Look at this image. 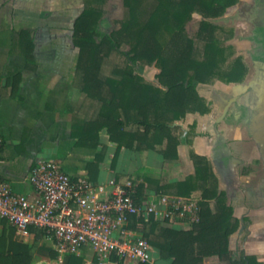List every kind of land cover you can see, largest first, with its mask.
Masks as SVG:
<instances>
[{
  "label": "trees",
  "instance_id": "1",
  "mask_svg": "<svg viewBox=\"0 0 264 264\" xmlns=\"http://www.w3.org/2000/svg\"><path fill=\"white\" fill-rule=\"evenodd\" d=\"M103 1L83 0L84 8L72 26V45L78 53L73 84L85 98L73 118L70 136L79 147L97 148L100 134L105 133L116 145L112 165L122 148L140 159L154 153L163 162H175L184 139L198 136L195 121L184 126L186 116L210 111L209 103L197 92L198 85L240 84L247 76L246 64L226 44L234 35L233 28L214 22L238 0H123L126 15L113 29L101 24ZM193 15L200 20L191 37L186 25ZM32 34L26 27L13 33L10 53L24 57L25 66L0 79L2 98L9 88V96L15 98L21 81L36 69ZM123 45L126 50L121 49ZM140 65L159 69L155 76L159 87L143 79L137 71ZM104 154L97 155L88 169L103 160ZM190 158L194 174L182 181L117 174L115 182L134 185L138 200L147 193L188 198L199 191V221L189 229H174L153 215L132 216L128 229L141 234L159 263L263 264L255 256L229 248L230 236L239 228L233 207L211 162L193 153ZM42 238L35 233L34 243L24 244L15 240L11 227H4L0 264H31L37 250L55 259L56 252L39 246ZM213 256L216 262H205ZM63 264H83V257H64ZM91 264H97L96 257ZM108 264L122 263L113 255Z\"/></svg>",
  "mask_w": 264,
  "mask_h": 264
},
{
  "label": "crops",
  "instance_id": "2",
  "mask_svg": "<svg viewBox=\"0 0 264 264\" xmlns=\"http://www.w3.org/2000/svg\"><path fill=\"white\" fill-rule=\"evenodd\" d=\"M58 7H64V11L58 12ZM82 10L81 0H0V79L25 66L24 57L10 53L13 33L20 28L33 30L36 66L21 81L15 98L9 96L10 88L5 98L0 95V134L5 140L0 176L15 192L30 194L27 177L31 168L39 160H53L68 175L87 178L94 184L115 181L117 174L166 177L173 183L194 174L190 158L193 153L211 162L239 221V228L230 236L229 248L233 252L242 250L264 264V0H238L224 14L222 24L234 31L226 44L243 57L248 73L240 84L217 81L198 85L197 92L209 102L210 111L203 116H186L184 126L195 121L198 136L184 139L177 147L175 162H163L154 153L140 159L122 148L117 163L112 165L116 145L105 133L100 134L101 145L97 148L79 147L70 136L73 118L85 98L73 84L78 53L69 45L65 48L66 58H61L51 54L49 45L54 31L60 33L58 22L72 23ZM102 151L103 160L88 169ZM200 196L201 192L195 191L190 197L200 200ZM143 199L157 202L159 196L147 193ZM163 223L174 229L190 228L179 222ZM4 224L7 226L0 222V235ZM34 237L21 243L32 245ZM39 246L53 250L45 238ZM82 257L83 264H91L89 252ZM153 257L158 261L155 250ZM216 261L215 256L205 259L208 263Z\"/></svg>",
  "mask_w": 264,
  "mask_h": 264
},
{
  "label": "built area",
  "instance_id": "3",
  "mask_svg": "<svg viewBox=\"0 0 264 264\" xmlns=\"http://www.w3.org/2000/svg\"><path fill=\"white\" fill-rule=\"evenodd\" d=\"M4 144L0 134V154ZM27 181L32 192L23 194L0 176V222L20 242L42 235L59 261L89 252L97 264H108L113 255L122 264H156L154 249L128 229L130 217L153 215L157 221L188 226L199 221V200L160 195L157 202L138 200L134 185L74 178L53 160L37 161Z\"/></svg>",
  "mask_w": 264,
  "mask_h": 264
},
{
  "label": "rangeland",
  "instance_id": "4",
  "mask_svg": "<svg viewBox=\"0 0 264 264\" xmlns=\"http://www.w3.org/2000/svg\"><path fill=\"white\" fill-rule=\"evenodd\" d=\"M76 1L79 2L80 0H76ZM61 6H64V5H61ZM81 6L84 8L83 0H81ZM63 8L64 7H58V12L62 13V11H64ZM100 8L102 11L101 24L106 29H113V28L117 27L118 23L126 15V9H125V6L123 4V0H104L102 3H100ZM60 9H61V11H60ZM68 9L69 8L67 7L65 9V11L66 10L68 11ZM68 14H70V13H68ZM222 18L223 17L215 19L214 22H216L219 25H224L221 22ZM199 20H200V17L198 15H193L192 20L186 25L187 35H189L191 37L194 36V34L197 31ZM39 22H41V21H39ZM73 22L71 23L70 20H68V22H58V24H61L62 27L60 28L61 29L60 33L54 31L53 36H51V43H50L49 47H51V54L52 55L53 54H54V56L60 55L61 58H66L67 53H65V48L69 45H72ZM224 26H227V25H224ZM227 27H229V26H227ZM56 30H58V29H56ZM70 34H71V38H70ZM232 48L235 52L234 47H232ZM121 49L126 50L127 46L123 45L121 47ZM235 54L237 55L236 52H235ZM240 57L243 60V57L242 56H240ZM137 71L143 77V79L145 81L151 82V83H153L159 87V84L155 78L156 74L159 73V69L156 66H154V65H152V66L140 65V68H138ZM209 110H210V104H209ZM150 154L152 155L153 153H150ZM148 159H150V158H148ZM132 178L136 179V177H132ZM48 259H49V256L47 255L46 252H40L37 250L35 252V255H34V258H33V261L31 264H63V259H62V261H59L58 258L56 257L55 259H51V262H49ZM156 264H159V262L156 261Z\"/></svg>",
  "mask_w": 264,
  "mask_h": 264
}]
</instances>
